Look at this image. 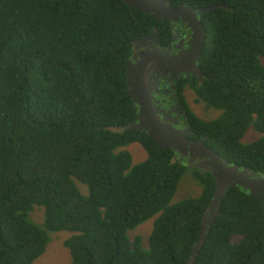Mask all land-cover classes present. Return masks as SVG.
<instances>
[{"label":"trees","instance_id":"obj_1","mask_svg":"<svg viewBox=\"0 0 264 264\" xmlns=\"http://www.w3.org/2000/svg\"><path fill=\"white\" fill-rule=\"evenodd\" d=\"M170 1L214 6L199 15L200 65L212 78L196 87L223 111L205 119L187 109L193 131L222 161L264 176V0ZM155 28L171 35L167 20L125 0H0V264H32L62 230L73 233L64 241L72 264L194 257L213 173L146 131L109 128L137 120L127 66L135 41ZM250 128L259 137L244 141ZM135 142L147 152L140 162L126 148ZM188 171L201 194L174 200ZM151 218L148 242L131 238ZM196 256L194 264H264V198L230 185Z\"/></svg>","mask_w":264,"mask_h":264},{"label":"flooded vegetation","instance_id":"obj_2","mask_svg":"<svg viewBox=\"0 0 264 264\" xmlns=\"http://www.w3.org/2000/svg\"><path fill=\"white\" fill-rule=\"evenodd\" d=\"M167 21L172 30L171 36L167 30L161 31L155 28L152 34L141 38L142 43L135 46V51L132 58H130L132 60L131 71L129 74L127 73V77L133 108L137 112V120L134 122H137L139 119L141 104H152L155 111L152 108L151 111L159 118L160 124L173 125L178 130H181L180 133L186 137L187 143L184 146L181 145L180 149H176L173 146L169 147L178 152L177 157L179 160L182 162L186 161L185 163L188 164L190 155H192L196 156L193 164L206 161L208 163L206 167L210 166L212 168V157H205V154L202 153L205 150H202L201 144L198 143L199 140L203 139L208 144L207 137L199 136L193 131L187 109L191 112L193 110L185 106L182 101L183 97H188V95L194 96L190 77L195 76L196 80L199 79L194 69L181 66L183 57H192L193 54L195 58L197 57L196 50L193 51L195 46L191 44L193 30L191 32L187 29L185 23H182V19L177 22L172 20ZM156 32L159 33L158 37L155 34ZM203 48L204 45L201 51ZM197 63L199 65L200 60ZM197 82L201 84L203 79ZM147 96H149V100L146 98ZM194 102L197 105L200 104V102ZM216 110L220 111V113L223 111L219 108H216ZM147 116L148 114L143 113L141 122L147 120ZM145 129L144 126L139 130L145 131ZM191 143L197 145L193 148ZM191 148L198 153H192L190 151ZM184 151H187L190 155L185 156ZM199 169L207 170L203 168Z\"/></svg>","mask_w":264,"mask_h":264},{"label":"water","instance_id":"obj_3","mask_svg":"<svg viewBox=\"0 0 264 264\" xmlns=\"http://www.w3.org/2000/svg\"><path fill=\"white\" fill-rule=\"evenodd\" d=\"M125 2L137 8L138 10L152 13L159 19L172 20L175 22L182 19V21L187 25V28H191L193 30L191 44L195 46L193 51L196 50L197 57L195 58L194 54L192 57H183L181 66L194 69L200 78L204 76V73L197 65V60L200 59L201 49L206 39L205 25L201 22L199 15L202 12L213 9L214 6L194 9L186 4L175 6L170 0H125ZM221 5L222 4H218V6ZM155 34L157 37L159 36L158 32ZM139 43H142V39L138 40L136 45ZM131 62L132 60H129L127 66L128 74L131 71ZM146 98L149 100V96ZM151 108L153 111H155L152 104L150 105V103H142L139 119L137 122H132L127 125L111 126L109 128L115 132L124 133L128 130H137L145 126V131L148 132L149 136L161 148L167 149L173 146L176 149H180L181 145L184 146V144L187 143V140L186 137L180 133L181 130H178L170 124H160L159 118L156 116V114L152 113ZM143 113L148 114V116L147 120L141 122V116ZM150 114H153L152 117ZM147 121H149V123H147ZM198 143L201 144L202 150H205L202 152L205 154V157H212L211 165H213V167H206L208 164L206 161L193 164L196 156H192L187 151H184L183 153L185 156H191L188 164L186 165L210 170L216 180V190L214 192L215 197L210 202L208 211L204 214L197 244L193 248L194 257L190 259L189 264L195 263L199 247L203 243L204 237L206 236L208 225L213 223L215 216L218 213L220 199L223 198V192H225L230 185L241 184L247 186L252 193L260 195V197L264 198V176L257 175L247 168H240L237 164H229L228 161H221L220 156H218L215 150L206 144L203 139L199 140ZM191 144L193 148L197 145L193 143ZM193 148H191L190 151L194 154H197L198 152L193 151Z\"/></svg>","mask_w":264,"mask_h":264},{"label":"rangeland","instance_id":"obj_4","mask_svg":"<svg viewBox=\"0 0 264 264\" xmlns=\"http://www.w3.org/2000/svg\"><path fill=\"white\" fill-rule=\"evenodd\" d=\"M170 35V34H169ZM171 36V35H170ZM199 79H197L198 81ZM194 96L188 95V97H183V104L190 107L193 113L200 118L211 119L215 118L220 114V111L214 108H207L203 101L202 93L195 90L192 87ZM198 97L200 99H198ZM200 102L199 105L195 102ZM259 137V132L254 130V128L248 129L244 141H252ZM126 148L132 153L134 162H140L147 158V152L145 148L138 142L131 143L126 146ZM202 191L201 183L197 182L193 177V172H185V174L180 179L179 188L175 195L174 200H180L188 196H199ZM34 218L36 221H41L43 219L42 212L36 209L34 212ZM154 218L148 219L141 223L134 231L130 232L131 238L139 234L143 237L144 243L148 242L149 234H151L153 229ZM73 233L70 231H54L52 232V241L48 243L45 252L36 259L32 264H72V258L69 248L64 244V241L69 238Z\"/></svg>","mask_w":264,"mask_h":264},{"label":"clouds","instance_id":"obj_5","mask_svg":"<svg viewBox=\"0 0 264 264\" xmlns=\"http://www.w3.org/2000/svg\"><path fill=\"white\" fill-rule=\"evenodd\" d=\"M174 5V4H173ZM206 36V35H205ZM141 39V38H140ZM140 39H138V40H140ZM137 40V41H138ZM206 40V39H205ZM137 41H135V43H134V51H135V46H136V42ZM204 43H205V41H204ZM201 54H202V51H201ZM200 58H201V56H200ZM200 60V59H199ZM198 61V60H197ZM263 63H264V59H263ZM197 65H198V63H197ZM200 65V64H199ZM198 65V66H199ZM200 67V70L204 73V76L202 77V78H200L199 76H198V78H199V80H201V79H203V82H204V80L205 79H210V78H212V75H209L206 71H204L203 69H202V67H201V65L199 66ZM195 72V71H194ZM196 73V72H195ZM197 74V73H196ZM194 77V78H193ZM191 78V80H192V85H193V87L195 88V90H197V87H196V84L197 85H200L198 82H197V80H196V77L195 76H191L190 77ZM202 82V83H203ZM201 83V84H202ZM205 104V106L207 107V108H212V107H208L207 105H206V103H204ZM214 109H216V108H214Z\"/></svg>","mask_w":264,"mask_h":264}]
</instances>
